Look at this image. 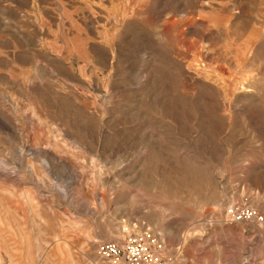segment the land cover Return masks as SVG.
Segmentation results:
<instances>
[{
	"label": "rangeland",
	"instance_id": "374dc122",
	"mask_svg": "<svg viewBox=\"0 0 264 264\" xmlns=\"http://www.w3.org/2000/svg\"><path fill=\"white\" fill-rule=\"evenodd\" d=\"M147 229L264 264V0H0V264Z\"/></svg>",
	"mask_w": 264,
	"mask_h": 264
},
{
	"label": "built area",
	"instance_id": "2783aa9c",
	"mask_svg": "<svg viewBox=\"0 0 264 264\" xmlns=\"http://www.w3.org/2000/svg\"><path fill=\"white\" fill-rule=\"evenodd\" d=\"M227 213L235 222L263 221L255 209L245 204L231 206ZM97 249L105 264H164V242L149 229L124 231L119 237L99 241Z\"/></svg>",
	"mask_w": 264,
	"mask_h": 264
}]
</instances>
